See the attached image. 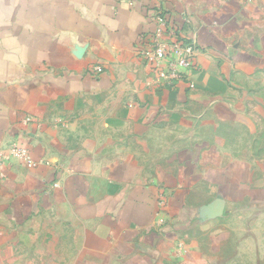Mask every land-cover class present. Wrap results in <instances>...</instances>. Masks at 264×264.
I'll return each mask as SVG.
<instances>
[{"label": "crops", "instance_id": "0c3cea01", "mask_svg": "<svg viewBox=\"0 0 264 264\" xmlns=\"http://www.w3.org/2000/svg\"><path fill=\"white\" fill-rule=\"evenodd\" d=\"M263 80L264 0H0V264H264Z\"/></svg>", "mask_w": 264, "mask_h": 264}, {"label": "built area", "instance_id": "2783aa9c", "mask_svg": "<svg viewBox=\"0 0 264 264\" xmlns=\"http://www.w3.org/2000/svg\"><path fill=\"white\" fill-rule=\"evenodd\" d=\"M154 29L145 34V43L140 50L149 66L157 72L158 79L167 84H174L186 78L194 67V59L198 50L195 40H181L177 31L169 22L163 8L157 7L153 12ZM95 70L101 72L102 66ZM31 118H26L30 121ZM12 157L23 160L28 166L34 161L26 147L14 144L10 150Z\"/></svg>", "mask_w": 264, "mask_h": 264}, {"label": "rangeland", "instance_id": "374dc122", "mask_svg": "<svg viewBox=\"0 0 264 264\" xmlns=\"http://www.w3.org/2000/svg\"><path fill=\"white\" fill-rule=\"evenodd\" d=\"M262 83H264V80H263V82Z\"/></svg>", "mask_w": 264, "mask_h": 264}]
</instances>
